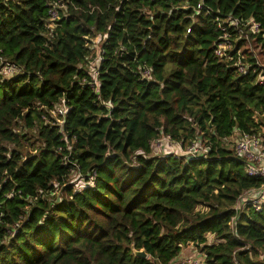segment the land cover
<instances>
[{
  "label": "trees",
  "instance_id": "16d2710c",
  "mask_svg": "<svg viewBox=\"0 0 264 264\" xmlns=\"http://www.w3.org/2000/svg\"><path fill=\"white\" fill-rule=\"evenodd\" d=\"M56 1L0 0V59L22 69L0 79V264H169L192 243L209 264H264V208L229 225L263 180L227 147L264 132V83L252 56L241 74L215 55L229 16L262 25L246 31L264 54V0H63L49 29ZM97 35L98 93L82 84ZM63 99V129L46 125ZM166 136L207 159L154 155ZM74 166L94 188L75 193Z\"/></svg>",
  "mask_w": 264,
  "mask_h": 264
},
{
  "label": "built area",
  "instance_id": "2783aa9c",
  "mask_svg": "<svg viewBox=\"0 0 264 264\" xmlns=\"http://www.w3.org/2000/svg\"><path fill=\"white\" fill-rule=\"evenodd\" d=\"M65 8L63 0H58L56 3L50 5L49 8V21L47 27L49 29L54 28L56 22L60 20V11ZM206 10V14H210V9L206 8L204 3H201L198 7L197 15L202 10ZM218 29L221 33L219 40L215 43V55L225 61H231L233 67L237 68L241 74H247L252 65L247 61L249 56L246 55L243 50L236 51V40L239 36L246 39L249 42V30L254 35L260 34L262 31V25L253 19L248 21H241L229 16L225 21L217 19ZM190 32V31H189ZM106 38V36H104ZM87 46L92 50V57L90 63V78L85 77L82 80L83 85H88L99 92L100 81L99 71L101 64L104 62V49L103 39L100 35L94 38H88ZM102 42V43H101ZM256 60V66L253 68V72H259L258 83H264V65L259 62V59L253 55ZM22 69L15 64L8 62L7 60L0 59V79H10L21 74ZM142 77L151 79V69L143 68ZM104 106L110 112L113 109L112 104L104 103ZM70 112V107L67 105L65 99L60 103L56 104L52 109L47 110L48 116L43 117V121L46 125L58 126L63 129L65 125V119L67 114ZM67 142V139H65ZM227 144H230V148L234 152L237 159L243 161L246 165V174L249 177L263 180V185L257 190H250L240 196L237 204L234 207L235 215L230 221L231 230L235 231L236 223L242 211L245 209H252L255 212H261L264 208V132L258 134H240L238 130L228 139ZM69 148V147H68ZM182 151V153L188 159H207L206 151L201 147L200 144L193 143L183 150L182 146L178 143H174L171 137H162L153 143L154 155H170L176 151ZM161 151L160 153H157ZM78 179L83 180V186L76 190L75 193H80L87 188H94L96 184L97 174L93 172L87 176L83 175L79 167H75L69 176V183ZM185 250V252H183ZM169 264H209L205 252H201L197 245L192 243L188 246H184L180 255L172 260Z\"/></svg>",
  "mask_w": 264,
  "mask_h": 264
},
{
  "label": "rangeland",
  "instance_id": "374dc122",
  "mask_svg": "<svg viewBox=\"0 0 264 264\" xmlns=\"http://www.w3.org/2000/svg\"><path fill=\"white\" fill-rule=\"evenodd\" d=\"M242 50L248 56L253 55V56L257 57L259 59V62L262 65H264V54H263V51L261 50L260 47H258L256 45V43L254 41L247 42V44L245 45V47ZM227 147H230V144H227ZM160 152L161 151H158L157 153H160ZM75 179H76V181H73L72 184H74L75 185V189L78 190L84 185L83 184V180L78 179V177H76ZM58 194L63 196L62 190H59ZM183 252H185V250Z\"/></svg>",
  "mask_w": 264,
  "mask_h": 264
},
{
  "label": "water",
  "instance_id": "95a60500",
  "mask_svg": "<svg viewBox=\"0 0 264 264\" xmlns=\"http://www.w3.org/2000/svg\"><path fill=\"white\" fill-rule=\"evenodd\" d=\"M134 254L140 258H143V259H147L148 258V254L144 251V250H141V251H135Z\"/></svg>",
  "mask_w": 264,
  "mask_h": 264
}]
</instances>
